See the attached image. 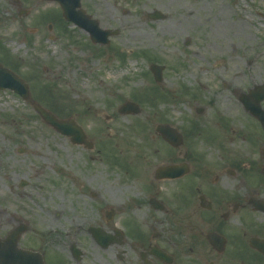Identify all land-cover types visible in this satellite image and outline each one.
Returning <instances> with one entry per match:
<instances>
[{
    "label": "rangeland",
    "instance_id": "1",
    "mask_svg": "<svg viewBox=\"0 0 264 264\" xmlns=\"http://www.w3.org/2000/svg\"><path fill=\"white\" fill-rule=\"evenodd\" d=\"M19 2L0 0V63L29 84L30 97L0 89V211H17L36 231L46 229L55 209L101 219L102 204L119 203L116 226L129 214L145 216V207H124L131 195L125 186L133 182L114 163L157 164L159 123L181 130L200 123L195 142L203 151L209 127L236 129L248 157L264 145L261 124L240 100L264 83V0H80L101 28L119 31L107 45L67 22L55 1ZM155 11L164 17L152 19ZM130 22L137 25L128 28ZM152 63L165 65L163 84L155 82ZM156 87L173 98H154ZM129 101L139 113L120 111ZM33 102L73 118L93 148L55 131Z\"/></svg>",
    "mask_w": 264,
    "mask_h": 264
},
{
    "label": "flooded vegetation",
    "instance_id": "2",
    "mask_svg": "<svg viewBox=\"0 0 264 264\" xmlns=\"http://www.w3.org/2000/svg\"><path fill=\"white\" fill-rule=\"evenodd\" d=\"M191 125L174 126L172 144L160 135L157 164H122L133 182L124 207H145V216L129 214L116 226L119 203L102 204L101 219L55 209L46 229L36 231L17 211L1 210L0 264H264V145L248 157L236 129L209 127L202 129L203 151L195 142L201 125Z\"/></svg>",
    "mask_w": 264,
    "mask_h": 264
},
{
    "label": "water",
    "instance_id": "3",
    "mask_svg": "<svg viewBox=\"0 0 264 264\" xmlns=\"http://www.w3.org/2000/svg\"><path fill=\"white\" fill-rule=\"evenodd\" d=\"M60 2L64 16L67 20H70L80 27L85 28L91 34V38L95 42L101 44H107L109 42V36L116 35L118 32L103 30L99 27V23L96 20H91L89 15H86L83 9L80 8V0H57ZM152 18H160L161 14L156 12L151 16ZM162 66L153 64L151 65V70L154 73L156 81H161L162 79ZM0 88H10L11 90L19 93L24 99H28L29 91L27 84L12 71L4 68L0 65ZM250 96H244L243 101L247 109H249L256 117H258L264 126V111L261 109V101L264 100V85L258 86L255 91ZM35 110L42 116V118L51 126H53L57 131L69 135L72 137L74 143H81L85 141V134L82 129L75 124L73 120H59L51 112L42 108L39 104L34 103ZM134 112H138V106L129 103L127 106ZM128 108H123L122 111H128ZM163 132L165 137L173 142L177 137L173 134L172 130L167 126H162L158 128ZM22 230H16L15 234L11 235L10 242L16 243V239ZM107 237H103V240Z\"/></svg>",
    "mask_w": 264,
    "mask_h": 264
},
{
    "label": "bare ground",
    "instance_id": "4",
    "mask_svg": "<svg viewBox=\"0 0 264 264\" xmlns=\"http://www.w3.org/2000/svg\"><path fill=\"white\" fill-rule=\"evenodd\" d=\"M248 19L253 20L252 17H248ZM127 25H128V28H134V26L137 25V24L134 23V22H130V23H127ZM245 30H247V28H244V29L242 30V33H243L244 35H246V34H245ZM217 31H218V33L220 32L219 29L217 28V30H216L214 33L216 34ZM232 77H233L234 79H236V80H237V79H241L240 73H238V72H234V73H232ZM227 109H229V108H227Z\"/></svg>",
    "mask_w": 264,
    "mask_h": 264
}]
</instances>
